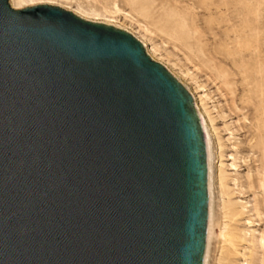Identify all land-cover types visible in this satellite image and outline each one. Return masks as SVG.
I'll use <instances>...</instances> for the list:
<instances>
[{"label":"water","instance_id":"1","mask_svg":"<svg viewBox=\"0 0 264 264\" xmlns=\"http://www.w3.org/2000/svg\"><path fill=\"white\" fill-rule=\"evenodd\" d=\"M217 172L132 35L0 0V264H209Z\"/></svg>","mask_w":264,"mask_h":264},{"label":"rangeland","instance_id":"2","mask_svg":"<svg viewBox=\"0 0 264 264\" xmlns=\"http://www.w3.org/2000/svg\"><path fill=\"white\" fill-rule=\"evenodd\" d=\"M51 1L158 50L155 61L192 94L209 126L216 224L237 237L213 238L209 264H246L251 251V263L264 264V0Z\"/></svg>","mask_w":264,"mask_h":264},{"label":"bare ground","instance_id":"3","mask_svg":"<svg viewBox=\"0 0 264 264\" xmlns=\"http://www.w3.org/2000/svg\"><path fill=\"white\" fill-rule=\"evenodd\" d=\"M42 5H47V6H56V7H61L60 5H57V3H55L54 1H42L41 3H25V1L24 0H14V7L15 8H21V9H26V8H31V7H35V6H42ZM61 8H63V7H61ZM67 9V8H66ZM70 9V8H69ZM68 10V9H67ZM72 9H70V11H71ZM66 11V10H65ZM69 12V11H68ZM74 13V15H76L77 17H79V18H84V19H90V20H96V21H99L100 19H94V18H91L90 16H88V15H86V14H83V13H79V12H74V11H71V13ZM136 37V36H135ZM137 38V37H136ZM138 40H139V42L142 44V46H143V48H144V50L155 60V57H156V54L158 53V50L157 49H155V48H153V47H151L150 45H149V42L146 40V39H139V38H137ZM190 93V92H189ZM191 94V93H190ZM191 96H192V94H191ZM193 97V96H192ZM194 99V98H193ZM194 106H195V109H196V111H197V106L195 105V100H194ZM200 111V110H199ZM199 111H197V114H198V116H199V118H200V121H201V125H202V128H203V131H204V133H205V135H206V138H207V140H208V143H209V145H210V147H211V150H212V152H213V154H214V149H213V147H214V142H213V138H212V135H211V132H210V130H209V126H208V124H207V122L205 121V118H204V116H203V114L201 113V111H200V113H199ZM201 114V115H200ZM202 117V118H201ZM202 119H203V121H202ZM215 207H216V204L214 205V216H213V227H212V238H211V249H210V259H211V254H212V243H213V238H216V239H219V238H221V239H223V240H225V241H223V242H229L230 241V239L231 238H233V233H231L229 230V226H225L224 227V229L223 230H221V228H220V225H217L216 224V218H217V216H216V211H215ZM252 223H249V225H251ZM217 228H220V232L217 234L216 233V229ZM237 232H238V230H237ZM241 232V231H240ZM242 235H244L243 237H242V240H243V242H247V243H249V245H254L253 243H254V241H252L251 239H247V237H249L248 236V232H245L244 233V231L241 233ZM234 238H237V237H234ZM233 238V239H234ZM232 239V240H233ZM235 240V239H234ZM238 240V239H237ZM239 240L241 241V239H240V236H239ZM249 240H251V241H249ZM222 242V243H223ZM231 242V241H230ZM234 243V242H233ZM236 244V243H235ZM244 244V243H243ZM260 244H262V246H263V248H264V237H263V235H262V237H261V239H260ZM229 245V244H228ZM243 257L245 258L246 256L245 255H243ZM252 257H253V251H251L250 252V255H249V257L247 258L248 259V261L246 262V264H252L251 263V259H252ZM210 259H209V261H210ZM250 261V262H249Z\"/></svg>","mask_w":264,"mask_h":264},{"label":"snow or ice","instance_id":"4","mask_svg":"<svg viewBox=\"0 0 264 264\" xmlns=\"http://www.w3.org/2000/svg\"><path fill=\"white\" fill-rule=\"evenodd\" d=\"M42 0H33V3H41Z\"/></svg>","mask_w":264,"mask_h":264}]
</instances>
